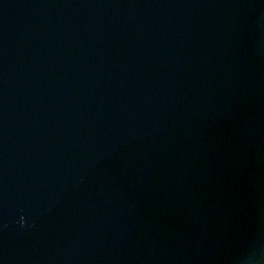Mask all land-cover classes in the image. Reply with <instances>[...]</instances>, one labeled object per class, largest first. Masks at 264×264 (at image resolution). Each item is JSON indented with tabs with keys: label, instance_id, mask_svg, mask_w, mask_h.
<instances>
[{
	"label": "water",
	"instance_id": "obj_1",
	"mask_svg": "<svg viewBox=\"0 0 264 264\" xmlns=\"http://www.w3.org/2000/svg\"><path fill=\"white\" fill-rule=\"evenodd\" d=\"M0 264H264V0H0Z\"/></svg>",
	"mask_w": 264,
	"mask_h": 264
}]
</instances>
